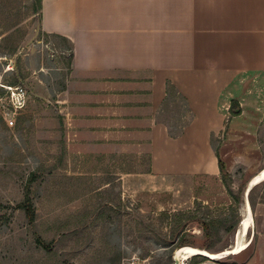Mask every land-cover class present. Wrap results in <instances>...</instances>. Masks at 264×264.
<instances>
[{"label":"crops","instance_id":"0c3cea01","mask_svg":"<svg viewBox=\"0 0 264 264\" xmlns=\"http://www.w3.org/2000/svg\"><path fill=\"white\" fill-rule=\"evenodd\" d=\"M39 16L41 33L69 51L59 90L34 95L54 114L45 131L54 137L57 124L95 171L138 185L216 177L212 137L223 133L219 157L259 154L245 124L264 107L249 95L264 90V0H40ZM254 210L261 222L247 238L260 242L244 264H264V202Z\"/></svg>","mask_w":264,"mask_h":264},{"label":"rangeland","instance_id":"374dc122","mask_svg":"<svg viewBox=\"0 0 264 264\" xmlns=\"http://www.w3.org/2000/svg\"><path fill=\"white\" fill-rule=\"evenodd\" d=\"M39 17L34 0H0V264H173L172 255L164 254L154 239L159 234L169 236L174 214L186 210L213 220L212 249L194 248L211 253L230 250L239 234L246 196L253 203L252 223L256 226L260 221L254 209L257 202H264V180L248 195L245 188L255 168L264 166V107L248 108L258 115L253 124H245L256 128L259 154L251 149L241 156L220 157L228 173L226 182L235 194L240 189L239 203L228 194L221 174L180 176L164 185L149 177V185L143 181L138 185L124 182L122 175L95 171L94 159L77 155L74 143L60 141L57 124L54 137L45 131L46 119L54 114L34 95L48 92L49 96L59 90L69 51L62 41L41 33ZM3 85L25 88L22 108L13 110L3 99ZM263 94L257 86L250 100L261 104ZM180 109V100L171 103L167 120L178 119ZM5 114L13 116V125L6 123ZM223 134L212 137L217 150ZM242 143L251 141L245 138ZM29 177L36 211L33 225L17 206ZM163 210L168 211L165 219L159 218ZM228 226L233 229L227 230ZM186 227L200 244L199 225L190 222ZM249 229L244 235L248 246L240 253L218 259L200 254L203 259L191 256L185 264L194 260L244 264L260 242L257 237L248 240ZM38 236L51 244L49 248L37 243Z\"/></svg>","mask_w":264,"mask_h":264},{"label":"trees","instance_id":"16d2710c","mask_svg":"<svg viewBox=\"0 0 264 264\" xmlns=\"http://www.w3.org/2000/svg\"><path fill=\"white\" fill-rule=\"evenodd\" d=\"M39 12L40 11V0H34V12ZM237 106V102L236 101H232V104L230 105L229 111H230V115H236L237 111L235 110V107ZM216 156L218 159V167L220 170V173L222 175V182L225 185V187L227 188L228 194L230 195V197L233 199V201L235 203H239L240 202V189H239V193L235 194L231 187H230V183L228 184V182H226V176H228V173L225 169V165L223 163V161L220 159L218 152L216 150ZM31 177H29V179L26 182V185L24 187V196L23 199L17 203V206L22 209V211L25 214V217L27 219V222L30 225H33L35 223L36 220V211H35V207L34 204L32 202V198H31ZM236 210V209H235ZM160 216L164 217H168V211L163 210L160 214H159V218ZM174 225V227L171 229V231H169V236L166 235H156V238L154 239V242H156L157 245H160V247H162L164 249V254H168V255H172L173 251L175 248L177 247H181V246H192V247H197V248H204L207 250H211V238H212V228H213V220L211 218L205 217V216H201V215H197L195 214L192 210H186V211H181V212H177L176 214H174V218L171 221ZM190 222H196L199 225V229L201 232V237H202V242L200 244H197L196 241L194 240L193 237H195V235L193 233H188L187 231V225ZM151 228V227H150ZM150 228H147V230H149ZM233 226L227 227V230H232ZM36 241L38 244L49 248V246L51 245L49 242L43 241L41 239V237H37ZM146 254H148V251H146ZM194 257H201L202 259L204 258L201 255H194ZM200 261H196L194 260L191 264H196Z\"/></svg>","mask_w":264,"mask_h":264},{"label":"bare ground","instance_id":"6f19581e","mask_svg":"<svg viewBox=\"0 0 264 264\" xmlns=\"http://www.w3.org/2000/svg\"><path fill=\"white\" fill-rule=\"evenodd\" d=\"M263 180H264V168H262L257 174L251 177V179L249 180V184L246 188V192H245L246 195H248L249 190L254 185L260 183ZM243 214L244 215L241 219L239 234L236 238V241L234 242V245L230 248V250L225 249L221 252L211 253L206 250H200L190 246H183L177 249V256L180 261V264H185V260L194 255L205 254L211 258L218 259L228 254L240 253L241 251H243L248 246V242L244 240V235L252 225V211L248 201L246 204L245 213Z\"/></svg>","mask_w":264,"mask_h":264},{"label":"built area","instance_id":"2783aa9c","mask_svg":"<svg viewBox=\"0 0 264 264\" xmlns=\"http://www.w3.org/2000/svg\"><path fill=\"white\" fill-rule=\"evenodd\" d=\"M5 90V94L3 99L8 102V105H11L13 110H17L22 108L26 99V90L21 85H3ZM2 100V96H0V101ZM4 119L8 125L14 124V118L12 115H4ZM128 264H136V263H128ZM148 264V263H146ZM196 264H210L208 261H201Z\"/></svg>","mask_w":264,"mask_h":264},{"label":"water","instance_id":"95a60500","mask_svg":"<svg viewBox=\"0 0 264 264\" xmlns=\"http://www.w3.org/2000/svg\"><path fill=\"white\" fill-rule=\"evenodd\" d=\"M178 248H180V247L175 248L173 251V254H172L173 264H180V261H179L178 256H177V249Z\"/></svg>","mask_w":264,"mask_h":264}]
</instances>
